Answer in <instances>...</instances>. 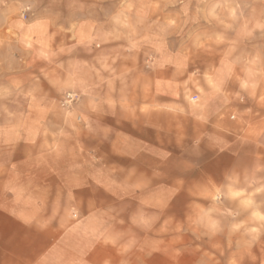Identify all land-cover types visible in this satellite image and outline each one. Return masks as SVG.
Instances as JSON below:
<instances>
[{"label": "rangeland", "instance_id": "obj_1", "mask_svg": "<svg viewBox=\"0 0 264 264\" xmlns=\"http://www.w3.org/2000/svg\"><path fill=\"white\" fill-rule=\"evenodd\" d=\"M0 264H264V0H0Z\"/></svg>", "mask_w": 264, "mask_h": 264}, {"label": "crops", "instance_id": "obj_2", "mask_svg": "<svg viewBox=\"0 0 264 264\" xmlns=\"http://www.w3.org/2000/svg\"><path fill=\"white\" fill-rule=\"evenodd\" d=\"M31 223H33V222H31ZM17 228L19 227L20 229H26V228H31V230L33 231V230H35V226L33 225V224H28V223H26V222H24V221H21V220H19V221H16V225H15ZM18 235H19V231L18 230H16L12 235H11V238H9V241H18V239H17V237H18ZM10 236V235H9ZM22 241H23V239H22ZM12 247H10L9 248V251H10V249H11ZM8 256H10L11 258H23V257H25V255L23 256V255H21V256H17V255H8ZM27 257V256H26Z\"/></svg>", "mask_w": 264, "mask_h": 264}, {"label": "built area", "instance_id": "obj_3", "mask_svg": "<svg viewBox=\"0 0 264 264\" xmlns=\"http://www.w3.org/2000/svg\"><path fill=\"white\" fill-rule=\"evenodd\" d=\"M196 99H197L196 97H193V100H194V101H196Z\"/></svg>", "mask_w": 264, "mask_h": 264}]
</instances>
